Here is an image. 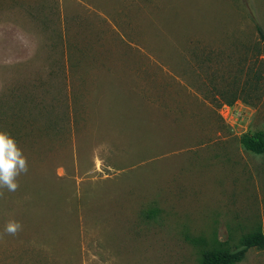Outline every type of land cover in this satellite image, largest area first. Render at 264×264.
I'll list each match as a JSON object with an SVG mask.
<instances>
[{"label": "rangeland", "instance_id": "rangeland-1", "mask_svg": "<svg viewBox=\"0 0 264 264\" xmlns=\"http://www.w3.org/2000/svg\"><path fill=\"white\" fill-rule=\"evenodd\" d=\"M257 25L264 0H0V130L27 161L0 264H200L264 230Z\"/></svg>", "mask_w": 264, "mask_h": 264}, {"label": "trees", "instance_id": "trees-1", "mask_svg": "<svg viewBox=\"0 0 264 264\" xmlns=\"http://www.w3.org/2000/svg\"><path fill=\"white\" fill-rule=\"evenodd\" d=\"M258 32L264 40V31L257 25ZM243 147L254 154L264 155V131L252 132L241 138ZM264 250V230L256 231L245 236L241 241V248L237 252H231L222 248L207 250L203 253L200 264H239L250 249Z\"/></svg>", "mask_w": 264, "mask_h": 264}, {"label": "clouds", "instance_id": "clouds-1", "mask_svg": "<svg viewBox=\"0 0 264 264\" xmlns=\"http://www.w3.org/2000/svg\"><path fill=\"white\" fill-rule=\"evenodd\" d=\"M27 172V161L15 139L6 131L0 130V187L16 191L17 177ZM21 229L17 221H9L5 232L15 235Z\"/></svg>", "mask_w": 264, "mask_h": 264}, {"label": "built area", "instance_id": "built-area-1", "mask_svg": "<svg viewBox=\"0 0 264 264\" xmlns=\"http://www.w3.org/2000/svg\"><path fill=\"white\" fill-rule=\"evenodd\" d=\"M227 108V118L228 117H231L232 119L236 118L237 119H240L241 116H242V113H239L238 110H236L234 107H231L230 105L229 106H226ZM235 109V110H234ZM231 119V120H232Z\"/></svg>", "mask_w": 264, "mask_h": 264}]
</instances>
